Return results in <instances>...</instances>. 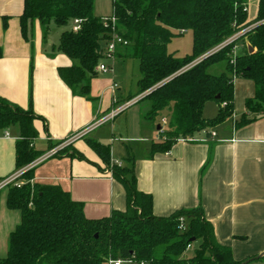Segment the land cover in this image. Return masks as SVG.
I'll return each instance as SVG.
<instances>
[{
  "label": "trees",
  "instance_id": "trees-1",
  "mask_svg": "<svg viewBox=\"0 0 264 264\" xmlns=\"http://www.w3.org/2000/svg\"><path fill=\"white\" fill-rule=\"evenodd\" d=\"M93 5L94 0H23L22 37L31 40L35 20L44 39L50 23L63 27L79 20L77 30L72 25L59 34L56 51L71 64L59 67L58 75L73 94L93 103L99 99L91 96L90 82L99 75L96 66L104 58V47L112 33L126 40L127 45L118 48H130V55L139 61L137 93L144 94L136 103H147L143 118L156 124L162 110L170 113L161 139L150 144L152 153L168 152L176 141L192 139L232 118L235 79L249 80L254 88L235 126L264 116V0H258L251 20L247 0H111L108 16L94 15ZM181 31L190 32L192 50L176 58L167 45ZM248 45L253 52H248ZM218 63L224 64L223 71L211 74L210 67ZM207 101L217 104L211 118L203 116ZM36 117L31 94L26 109L0 96V131L15 133L16 170L42 154L33 146ZM85 141L108 167L109 146L90 138ZM70 146L57 153L68 152ZM69 155L81 157L73 149ZM129 161L112 168L113 177L124 187L126 209L98 219L86 218L83 204L59 185L34 182V168L24 171L19 187H6V206L20 212V222L9 234L7 254L0 264H102L109 259L124 264H248L264 260V255L235 260L229 247L216 242L200 206L168 216L153 215L152 196L137 190ZM188 246L190 256L185 254Z\"/></svg>",
  "mask_w": 264,
  "mask_h": 264
},
{
  "label": "crops",
  "instance_id": "crops-1",
  "mask_svg": "<svg viewBox=\"0 0 264 264\" xmlns=\"http://www.w3.org/2000/svg\"><path fill=\"white\" fill-rule=\"evenodd\" d=\"M257 3L258 0L253 15H248L250 20L256 15ZM22 10L23 0H0V96L26 109L31 94L32 110L37 116L33 121L37 131L33 146L43 155L51 149L49 144L66 140L106 117L118 106L113 104V98L117 104L127 99L116 96L121 89L115 75L91 80L90 94L99 99L96 107L95 103L73 94L58 75V68L69 66L70 59L56 51V45L48 36L44 39L37 20L32 25L31 40L22 37L19 19ZM3 20L6 21L5 28ZM122 52L128 55L125 49L117 48L115 60ZM102 81L106 88L100 85ZM113 83L117 85L114 92L111 89ZM237 84L238 102L235 101ZM234 90L232 118L196 133L192 139L176 141L165 153L151 152L150 144L161 137L153 132L155 123L143 118L146 105L139 108L136 115H126L125 128L114 127L118 116L130 107L142 104L134 103L70 143L68 152L57 153L33 167V181L59 185L68 191L74 201L83 204V213L89 219L109 216L112 211H124L127 203L123 185L113 175L105 174L104 163L85 141L90 138L105 142L99 129L109 124L111 160H115L111 151L115 152L116 140L123 144L142 143L139 153L126 145V156L118 161L126 165L131 158L136 188L152 196L153 215L168 216L178 209L200 206L204 218L213 227L216 242L229 247L235 260L263 254L264 116L235 126V120L245 111L244 101L253 95L254 88L249 80L235 79ZM103 96L110 101L104 102ZM161 121L167 123L163 117ZM157 126L161 128L159 123ZM123 130L131 136L117 134ZM5 131L10 133L4 136V131H0L2 179L17 171L15 133ZM209 132H214L215 136L206 135ZM72 149L81 157L69 155ZM6 195L7 189H0V258L6 256L9 234L20 222V212L7 208ZM248 264H264V260Z\"/></svg>",
  "mask_w": 264,
  "mask_h": 264
},
{
  "label": "rangeland",
  "instance_id": "rangeland-1",
  "mask_svg": "<svg viewBox=\"0 0 264 264\" xmlns=\"http://www.w3.org/2000/svg\"><path fill=\"white\" fill-rule=\"evenodd\" d=\"M256 1L257 0H247V10H248L249 16H252L254 13V10L256 8ZM93 14L96 16H108V15H110L111 14V0H94ZM72 25H73L72 23H69L67 26L57 27L53 23H50V26L48 29V39L52 43H54V45H57L60 32L65 30V29L72 28ZM191 50H192V40H191V34L188 31H185L181 35L175 36L174 38L171 39V41L167 45L168 53L172 54L176 58L184 57L186 54L191 53ZM126 51L128 52V55L126 53L122 52L121 57L117 58L115 60L114 65H113V73H108L107 75L99 74L97 76V79L103 80L110 75L111 76L115 75L116 81L118 82L119 87L121 89L120 91H117L116 96H118V97L120 96L122 99H124V100L127 99V101H129V100L136 98V97H138V99H140V97L144 93H141V94L137 93L138 92L137 81L141 75L140 71H139V61L136 57L130 55V48H128ZM223 69H224V64L218 63V64L210 67L209 72L211 74L216 75V74H219L220 72H222ZM100 85H102V87L106 88V83H104L103 81L100 83ZM236 89H237V94H236L235 101L238 102V98H240L239 97L240 91H239V85L238 84L236 85ZM101 98H102V96H101ZM103 100H104V102L110 101V99H107L106 96H105V98L103 96ZM127 101L121 102L120 104H123ZM144 105H147V103L144 102L140 105L130 107L129 110H127L125 113H123L122 115L118 116V118H116V121L114 123V127L118 128V129L119 128H125V117H126V115L127 116H132L133 114L136 115L139 112V108L143 109ZM94 106L96 107V103L94 104ZM216 113H217V104L214 101H207L204 105L203 116L206 118H211V117L215 116ZM169 114L170 113L166 109H164L160 113V116L157 118V123L155 124L154 130H153V132L156 134L157 137H159L160 133L163 132L167 128V123L162 122L161 118L163 117V118L168 120ZM158 123L161 125V129L157 131L156 126ZM108 128H109V124H104L103 126L100 127L99 132L101 133V136L104 139H106L105 142H103V143H105V145H108L109 147H111L112 145H110V143H109L110 134H109ZM123 131L124 132L118 131L117 134H121V135H123V137H127L126 135H128V137L131 136L130 134H126L125 130H123ZM141 144L142 143H140V142H129V143L123 144L120 141L116 140V143L114 144L115 152L111 151V153H112V155H114L113 157L115 160L122 159L123 157L126 156V150H125L126 145L129 146V148L136 149L137 153H139L142 151ZM68 145H71V144H67L64 147H68ZM36 146L38 147V145H36ZM104 166H105V164H104ZM106 167L107 166H105V168ZM22 168H24V167H22ZM22 168H20L19 170H21ZM185 254L190 256L192 254V248H188L186 250ZM102 264H108V263L103 262Z\"/></svg>",
  "mask_w": 264,
  "mask_h": 264
},
{
  "label": "built area",
  "instance_id": "built-area-1",
  "mask_svg": "<svg viewBox=\"0 0 264 264\" xmlns=\"http://www.w3.org/2000/svg\"><path fill=\"white\" fill-rule=\"evenodd\" d=\"M111 22H114V18H111ZM79 20H74L73 21V29L77 30L78 26H79ZM181 33H184V31H181ZM127 45V41L122 39L121 37H119L117 34L112 33L108 43L106 44V46L104 47V58L102 61H100V63L96 66V72L98 74H108V73H112L113 72V65L115 62V54L117 51L118 46H126ZM199 60V59H198ZM196 60V61H198ZM116 83H113L111 86L112 92L115 91L116 88ZM138 101V97L133 98L123 104H117L116 99H112V102L114 105H118L117 107L113 108L110 113L100 119L99 121H97L95 124H93L92 126L77 132L76 134H73L72 136H70L69 138H67L66 140H63L61 143H59L57 146L51 148L50 150H48L47 152H45L43 155L39 156L38 158H36L35 160H33L31 163H29L28 165H26L24 168H22L21 170H17L15 173H13L12 175L2 179L0 181V189L2 188H6L9 184H13L16 187H19L21 185V181L19 180V177L22 175V173L28 169H32L33 167H35L36 165H38L39 163H41L42 161L46 160L47 158L54 156L55 154H57V152L59 150H61L62 148H64L65 145L72 143L75 140H78L80 138H82L91 128H93L96 125H99L101 123H103L104 121L111 119L112 117H114L115 115L119 114L120 112L124 111L126 108H128L129 106H131L132 104L136 103ZM4 136H9V132L8 131H4ZM211 137L215 136L214 132L210 133ZM114 165L117 166H121L122 163L118 160H111L110 164L108 167L105 168V174L112 176V168ZM185 228L184 225V220L182 217L179 218V229L183 230ZM188 248H190L188 246ZM108 264H124L123 261L119 260V259H109L107 261Z\"/></svg>",
  "mask_w": 264,
  "mask_h": 264
},
{
  "label": "water",
  "instance_id": "water-1",
  "mask_svg": "<svg viewBox=\"0 0 264 264\" xmlns=\"http://www.w3.org/2000/svg\"><path fill=\"white\" fill-rule=\"evenodd\" d=\"M248 52H249V53L253 52V48H252L251 46H249V45H248ZM216 97H218V96H216ZM156 128L159 129L160 126H157ZM262 255H264V253H263V254H260V255H258V256H256V258H259V257L262 256ZM246 263H247V261L243 262V264H246Z\"/></svg>",
  "mask_w": 264,
  "mask_h": 264
}]
</instances>
